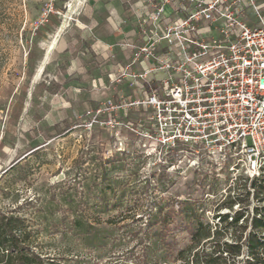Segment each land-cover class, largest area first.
I'll use <instances>...</instances> for the list:
<instances>
[{"label":"rangeland","instance_id":"obj_1","mask_svg":"<svg viewBox=\"0 0 264 264\" xmlns=\"http://www.w3.org/2000/svg\"><path fill=\"white\" fill-rule=\"evenodd\" d=\"M83 3L0 0V176L35 151L27 158V179L13 182L7 177L1 185L7 182L20 201L33 199L47 208V222L38 237L42 253L60 264H137L141 246L135 243L145 233L147 214L157 205L177 209L180 202L194 203L199 220L211 227L219 223L218 215L230 218L242 211L250 224L255 209L264 210V180L254 183L205 157L196 162L189 151L155 156L152 145L125 129L88 130L86 111L107 100L117 103L118 98L108 95L103 102L92 101L82 112L77 106L68 108L64 97L54 96L49 58L37 77L52 40H58L53 51L64 49L68 32L80 21ZM49 8L50 17L64 28L44 32L30 61L37 30L33 23ZM148 115L132 108L112 116L147 128ZM234 200L238 202L231 210L224 207ZM73 221L94 227L93 246H86ZM175 223L168 241L183 248L189 241L186 225L177 216ZM230 234L231 229L224 231L227 239Z\"/></svg>","mask_w":264,"mask_h":264},{"label":"built area","instance_id":"obj_2","mask_svg":"<svg viewBox=\"0 0 264 264\" xmlns=\"http://www.w3.org/2000/svg\"><path fill=\"white\" fill-rule=\"evenodd\" d=\"M166 5L174 10L172 19L164 15ZM51 12H42L33 28L43 26ZM138 34L137 45L125 44L132 57L120 77L131 87L142 84L145 96L105 101L86 111L84 127L125 129L152 145L155 156L189 151L196 162L205 157L245 179L264 178L259 0H162L138 20ZM132 108L149 113L147 128L112 116Z\"/></svg>","mask_w":264,"mask_h":264},{"label":"trees","instance_id":"obj_3","mask_svg":"<svg viewBox=\"0 0 264 264\" xmlns=\"http://www.w3.org/2000/svg\"><path fill=\"white\" fill-rule=\"evenodd\" d=\"M58 26L59 21L49 16L46 23L37 28L35 41L28 53L30 61L35 58L36 41L44 32H53ZM34 153L12 163L0 176V264H60L50 260L39 249L38 237L47 222L44 214L47 208L38 206L33 199L20 201L7 182L1 185L7 177H11L13 182L25 181L28 176L25 172L27 158ZM237 202L230 201L224 207L231 210ZM262 212L264 210L256 208V216L250 224L243 218L242 211L230 218L228 214L218 215L219 223L211 227L199 220V209L194 203L180 202L177 209L172 205H157L147 214L145 233L135 243V246H141L137 264H264ZM175 216L186 225L189 236L183 248L178 247L174 240L168 241L169 232L176 227ZM73 225L86 246H93L96 240L94 227H83L80 221H73ZM222 228L224 231L232 230L230 238L225 237ZM247 228L251 231L244 234Z\"/></svg>","mask_w":264,"mask_h":264},{"label":"crops","instance_id":"obj_4","mask_svg":"<svg viewBox=\"0 0 264 264\" xmlns=\"http://www.w3.org/2000/svg\"><path fill=\"white\" fill-rule=\"evenodd\" d=\"M161 1L85 0L80 21L68 32L64 49L52 50L47 56L53 68L54 96L64 97L68 108L77 106L82 112L92 101L103 102L108 95L145 96L142 84L131 87L120 72L132 57V50L125 44L137 45L140 41L138 20L155 11ZM259 4L264 15V0ZM173 11L172 6H164L165 17L172 19ZM60 28L59 32L63 30ZM135 71L141 72V68L137 66Z\"/></svg>","mask_w":264,"mask_h":264},{"label":"bare ground","instance_id":"obj_5","mask_svg":"<svg viewBox=\"0 0 264 264\" xmlns=\"http://www.w3.org/2000/svg\"><path fill=\"white\" fill-rule=\"evenodd\" d=\"M80 4V3H79ZM64 28V26H62L61 28H60V31L62 30ZM59 34V33H58ZM57 35V34H56ZM57 38H58V36H56ZM53 42L51 43V45H49L48 46V48H47V50H46V53H45V57H44V59H43V61H42V63L40 64V66H39V68H38V70H37V77H38V75H40L41 74V71H42V69H43V66H44V64H45V61H46V59H47V56L51 53V51L55 48V46H56V44H57V39H54V40H52Z\"/></svg>","mask_w":264,"mask_h":264}]
</instances>
